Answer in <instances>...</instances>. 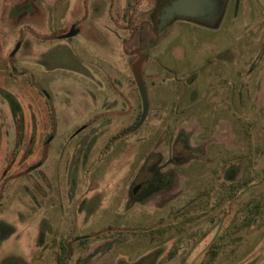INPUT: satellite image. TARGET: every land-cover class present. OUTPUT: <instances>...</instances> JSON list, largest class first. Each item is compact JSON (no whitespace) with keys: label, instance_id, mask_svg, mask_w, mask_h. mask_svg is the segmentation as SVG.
Instances as JSON below:
<instances>
[{"label":"rangeland","instance_id":"obj_1","mask_svg":"<svg viewBox=\"0 0 264 264\" xmlns=\"http://www.w3.org/2000/svg\"><path fill=\"white\" fill-rule=\"evenodd\" d=\"M151 6L0 0L1 264H55L60 242L64 264H264V0L167 27L139 68ZM138 70L149 110L120 135ZM142 165L159 188L134 198Z\"/></svg>","mask_w":264,"mask_h":264},{"label":"flooded vegetation","instance_id":"obj_2","mask_svg":"<svg viewBox=\"0 0 264 264\" xmlns=\"http://www.w3.org/2000/svg\"><path fill=\"white\" fill-rule=\"evenodd\" d=\"M96 1L98 2V0ZM148 1L152 3L151 9L149 11V14H150V24L148 26L150 30L149 44L146 46H143V51H141L139 54L136 53L138 55V58L137 60L133 61L135 62L134 64L139 65V68L144 59V56L142 55L147 50L152 48V46L155 44L157 40V37L158 38L161 37L162 36L161 34L164 33L167 27L173 26L177 22L184 21V22H193V23H196L202 26L213 28L219 24L220 19L224 15L225 6L229 0H148ZM99 4H101V2ZM176 4L178 6V10L171 9V7ZM91 8H93V12H95L98 10L99 7L95 5V6H92ZM85 15L86 13L84 12L82 18L75 20L71 26H68V29L65 32L60 31L59 38L69 40L72 37L79 34L82 29V24H84V21H86ZM141 15H142V11L141 12L137 11L136 17L139 18ZM21 43H22V40H20V42L18 43L19 47L21 46ZM139 72H140L139 70L137 72H134L133 76H134V82L136 84L137 93H138L139 100H140V107H141L140 113L138 115V118L135 124L133 126H128L122 129L119 133L120 135L130 133L133 131V129H137L139 126H141L149 110L148 103H147V110H146L145 117L140 123V125L137 126L140 120V117H141L142 109H143L142 100H141L140 93L138 90V85H139L138 81H140L141 84L143 85L145 95H146V86L143 83ZM23 74H26V73H23ZM27 78H30L28 73H27ZM146 102H147V97H146ZM48 107H49V118H50V124H51L50 132L52 131L54 132L56 129V125H55L54 111L51 107V103H49ZM127 128H130V130L122 134L123 131L126 130ZM18 134H20V132L15 131V135L17 136ZM50 139L51 137H49V139L47 137L46 140L44 141L43 146L40 148L44 156L47 151L46 146L48 142H50ZM177 148H175L176 153H174L171 157L172 160H176V159L178 160L179 158H182L185 156V154H183L181 149L178 148L179 149L178 151ZM144 168L145 166L142 165L136 173V176L133 180V184L131 185L132 186L131 192H130L131 197L143 198L147 194H150L158 190L159 188L160 181L158 182L152 179L154 175V171H150L149 169L145 170ZM87 238L88 236H84V237L78 238L77 240L82 241V240H86ZM56 246L58 247V251H56L54 254L55 264H57L59 257L62 258L61 264H64L65 257L69 255L68 253L71 249L70 244H64L63 242H60L59 244L56 245L54 243L52 245V248ZM68 257H70V255ZM8 264H23V263L21 262V260H19V262L17 263L9 262Z\"/></svg>","mask_w":264,"mask_h":264},{"label":"water","instance_id":"obj_3","mask_svg":"<svg viewBox=\"0 0 264 264\" xmlns=\"http://www.w3.org/2000/svg\"><path fill=\"white\" fill-rule=\"evenodd\" d=\"M171 9L178 10L177 4L172 6ZM138 84H139L138 85V90H139L140 97H141V100H142L143 109H142L141 117H140V120H139L137 126H139L140 123L142 122V120L144 119L145 114H146V110H147V102H146V95H145L144 87H143V85L141 84L140 81H138Z\"/></svg>","mask_w":264,"mask_h":264},{"label":"trees","instance_id":"obj_4","mask_svg":"<svg viewBox=\"0 0 264 264\" xmlns=\"http://www.w3.org/2000/svg\"><path fill=\"white\" fill-rule=\"evenodd\" d=\"M129 130H130V128H127L126 130L123 131L122 134L128 132ZM118 136H119V135H118ZM118 136H115L114 138H117ZM253 208H254V210H255V209H258V203L255 204V205L253 206ZM251 218H252V216H251L248 220H250ZM61 263H62V258L59 257L57 264H61Z\"/></svg>","mask_w":264,"mask_h":264}]
</instances>
